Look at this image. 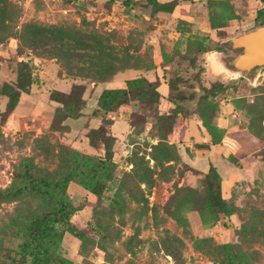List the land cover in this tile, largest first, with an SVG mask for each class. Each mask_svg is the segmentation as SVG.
Wrapping results in <instances>:
<instances>
[{"label": "rangeland", "instance_id": "rangeland-1", "mask_svg": "<svg viewBox=\"0 0 264 264\" xmlns=\"http://www.w3.org/2000/svg\"><path fill=\"white\" fill-rule=\"evenodd\" d=\"M9 1L18 30L26 22L69 25L114 47L112 64L94 67L102 71L95 76L80 72L85 59L20 47L16 34L0 39V189L22 182L25 166L58 183L51 186L77 206L69 222L87 229L80 239L54 225L65 264H225L228 255L232 264H264V65L243 77L216 55L232 53L230 39L264 21L261 0H176L171 12L149 0ZM20 60L32 66L33 82L8 111L5 85L14 87ZM73 84L84 85L85 104L81 116L64 119L50 93ZM106 86L130 91L111 113L96 111ZM104 139L114 168L96 197L84 176L94 158L107 156ZM210 167L227 225L206 197ZM51 207L32 192L0 203V247L10 253L0 264L20 263L19 229Z\"/></svg>", "mask_w": 264, "mask_h": 264}, {"label": "trees", "instance_id": "trees-1", "mask_svg": "<svg viewBox=\"0 0 264 264\" xmlns=\"http://www.w3.org/2000/svg\"><path fill=\"white\" fill-rule=\"evenodd\" d=\"M155 5V11L171 12L176 4V0L167 3H156L148 1ZM264 4V0H261ZM124 6H131L129 1H124ZM264 12V8L262 9ZM19 10L9 0H0V39L16 34L20 47L35 48L49 47L53 53L61 60L71 61L79 58L89 62L86 69L79 68L80 72L85 70L88 74L99 76L101 69L95 70L94 67H102L107 63L112 64L114 56V47L105 40L101 34L90 30L77 29L69 25H45L37 22H26L17 27ZM262 21L260 24H263ZM259 24V25H260ZM18 30V31H17ZM14 36V35H13ZM71 70V67L69 68ZM82 76V75H80ZM33 82L32 66L26 60H20L17 66L16 80L14 87L5 85L10 90L7 93L8 101L6 108L8 111L14 109L23 93H28ZM148 86H150L148 84ZM84 85L73 84L68 92L52 91L51 100L60 104L56 113L61 118H78L81 116L85 100L83 99ZM171 89V88H170ZM155 94H158L153 88ZM125 88L103 89L97 99L96 111L106 113L114 112L120 106L128 101V93ZM95 110L92 112L94 114ZM98 129L88 133L90 144L95 140L94 133ZM106 147L105 139L102 140ZM107 156L94 158L90 172L84 176V187L96 197L103 194L114 168V162L111 156H108V147H106ZM22 182L16 187L10 189H0V203L16 199L27 192H32L47 199L52 207L29 218L19 229L18 236L22 242L20 246L21 261L19 264H25L29 258H32V264H39V259L49 258L59 264H65V260L55 253V248L61 241L62 232L55 231L54 225L57 223L65 224L66 231L70 234L83 239L87 234V229H80L69 222L70 216L77 210L70 197L62 190L54 189L51 185L52 179L47 174L36 176L28 166L24 167ZM206 197L211 210L215 213L224 225H227L228 210L224 199L221 197L219 182L214 167H210L204 178ZM96 233L95 228L90 229ZM10 253L8 249L0 247V258L8 259ZM225 264H232L229 255L226 257Z\"/></svg>", "mask_w": 264, "mask_h": 264}, {"label": "water", "instance_id": "water-1", "mask_svg": "<svg viewBox=\"0 0 264 264\" xmlns=\"http://www.w3.org/2000/svg\"><path fill=\"white\" fill-rule=\"evenodd\" d=\"M233 48L242 52L229 60V65L248 76L252 68L264 65V23L230 39Z\"/></svg>", "mask_w": 264, "mask_h": 264}, {"label": "flooded vegetation", "instance_id": "flooded-vegetation-1", "mask_svg": "<svg viewBox=\"0 0 264 264\" xmlns=\"http://www.w3.org/2000/svg\"><path fill=\"white\" fill-rule=\"evenodd\" d=\"M232 49H233L232 53H229L228 55L225 53L224 50H219V52L216 53L219 66L223 67L224 70L227 69V71H231V72L233 71L236 75H240L243 77H249L250 74L248 76H246L245 71H239L238 69L233 68L229 65V60L243 51L242 48H233L232 47Z\"/></svg>", "mask_w": 264, "mask_h": 264}, {"label": "crops", "instance_id": "crops-1", "mask_svg": "<svg viewBox=\"0 0 264 264\" xmlns=\"http://www.w3.org/2000/svg\"><path fill=\"white\" fill-rule=\"evenodd\" d=\"M104 86V85H103ZM108 89V88H112V86H106V87H101V89Z\"/></svg>", "mask_w": 264, "mask_h": 264}]
</instances>
